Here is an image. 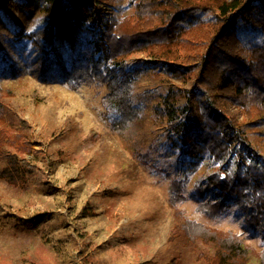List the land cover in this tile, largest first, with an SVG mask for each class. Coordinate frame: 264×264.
Listing matches in <instances>:
<instances>
[{"label":"rangeland","instance_id":"rangeland-1","mask_svg":"<svg viewBox=\"0 0 264 264\" xmlns=\"http://www.w3.org/2000/svg\"><path fill=\"white\" fill-rule=\"evenodd\" d=\"M101 1L111 16L132 12L128 0ZM46 25L53 16L39 0L32 7L0 1V130H7L0 145V264H207L217 246L189 239L186 218L234 233L250 264H259L264 241L237 206L218 217L196 211L194 182L205 168L182 165L168 141V120L159 115L166 94L190 88L195 76L186 81L145 54L131 57L139 119L116 129L119 109L106 86L85 81L71 90L54 73L51 58L69 66L88 29L59 21L53 41L44 38L47 52L26 36ZM253 143L264 157V136ZM8 153L18 165L13 183ZM185 175L188 200L174 208L172 180Z\"/></svg>","mask_w":264,"mask_h":264},{"label":"trees","instance_id":"trees-1","mask_svg":"<svg viewBox=\"0 0 264 264\" xmlns=\"http://www.w3.org/2000/svg\"><path fill=\"white\" fill-rule=\"evenodd\" d=\"M39 1L53 25L26 36L47 51L44 38L53 41L59 21L88 29L90 37L69 66L51 58L54 73L71 90L85 81L106 86L119 109L116 129L126 130L139 119L140 109L132 102L137 77L127 65L131 57L145 54L186 81L195 76L190 88L166 94L159 115L168 120V141L180 151L182 165L192 171L205 168L194 182L196 211L218 217L237 206L243 223L264 241V157L253 143L264 136V0H128L132 12L123 18L105 13L101 0ZM21 3L32 7L33 0ZM18 35L23 36L21 30ZM2 93L0 85V98ZM180 99L186 103L179 104ZM6 132L0 130V145ZM7 155L15 167L13 173L7 170L13 183L17 160ZM189 182L187 175L172 180V207L188 200ZM183 229L193 241L215 242L216 253L204 257L207 264H250L248 250L234 233L188 218ZM259 264H264V251Z\"/></svg>","mask_w":264,"mask_h":264}]
</instances>
